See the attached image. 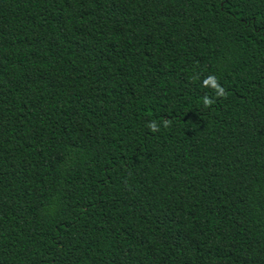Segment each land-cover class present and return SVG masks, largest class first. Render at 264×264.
I'll use <instances>...</instances> for the list:
<instances>
[{
	"label": "trees",
	"instance_id": "16d2710c",
	"mask_svg": "<svg viewBox=\"0 0 264 264\" xmlns=\"http://www.w3.org/2000/svg\"><path fill=\"white\" fill-rule=\"evenodd\" d=\"M0 264H264V0H0Z\"/></svg>",
	"mask_w": 264,
	"mask_h": 264
},
{
	"label": "clouds",
	"instance_id": "9594fccd",
	"mask_svg": "<svg viewBox=\"0 0 264 264\" xmlns=\"http://www.w3.org/2000/svg\"><path fill=\"white\" fill-rule=\"evenodd\" d=\"M197 79L199 77H196ZM203 86L209 87L213 92L216 98H227V93L226 90L224 89L223 86L220 85L219 81L214 75H209L207 76L203 82ZM215 103V100L209 96H204L203 97V104L205 107H210ZM171 124V121L168 119L163 120V127L167 128ZM147 127L152 131V132H158L160 130L161 125H159L155 120L150 121L147 125Z\"/></svg>",
	"mask_w": 264,
	"mask_h": 264
}]
</instances>
